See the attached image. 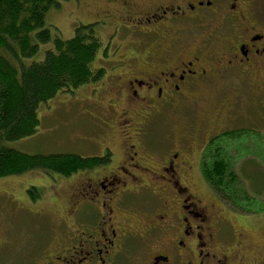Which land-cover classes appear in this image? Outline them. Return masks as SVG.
I'll return each mask as SVG.
<instances>
[{"label":"flooded vegetation","instance_id":"flooded-vegetation-1","mask_svg":"<svg viewBox=\"0 0 264 264\" xmlns=\"http://www.w3.org/2000/svg\"><path fill=\"white\" fill-rule=\"evenodd\" d=\"M100 20L114 28L105 57L119 30L132 45L90 83L109 108L94 164L62 176L64 212L44 235L23 230L25 188L0 191V264H264V212L233 210L208 180L222 153L238 175L264 157L262 110L244 112V94L264 97V0L126 1Z\"/></svg>","mask_w":264,"mask_h":264},{"label":"trees","instance_id":"trees-1","mask_svg":"<svg viewBox=\"0 0 264 264\" xmlns=\"http://www.w3.org/2000/svg\"><path fill=\"white\" fill-rule=\"evenodd\" d=\"M58 6V0H0V178L33 170L67 176L94 164V159L79 154H27L8 144L36 133L41 103L93 83L104 74V68L93 67L102 45L95 23L75 28L70 39L60 38L45 20L49 10ZM227 153L221 155L216 176L208 180L233 210L260 213L264 194L255 188L263 186L264 172H228ZM248 181L251 192L245 188Z\"/></svg>","mask_w":264,"mask_h":264},{"label":"rangeland","instance_id":"rangeland-1","mask_svg":"<svg viewBox=\"0 0 264 264\" xmlns=\"http://www.w3.org/2000/svg\"><path fill=\"white\" fill-rule=\"evenodd\" d=\"M126 1L134 3L135 6L146 7L149 6V3L153 0H58L59 6L49 10L45 20L52 33H56L60 38L62 37L64 39H70L76 31L75 28L82 25L94 24L99 21V23L94 24L93 28L97 30L100 40H102V45L95 56L93 67L104 68L105 72L111 65L114 67L121 66L119 63L114 64L109 56L113 57L115 51L116 57L113 58V60L125 61V57L128 55L127 49L131 47L132 44L131 41H128L129 39L122 36V30H119V32L114 35V38H111L114 40L112 44L113 47L110 46L108 50L113 52L112 55L110 54L108 56L107 54L105 57L101 50L105 49L108 41L107 38L110 33L114 31V28L108 21L100 19H102L106 11H114L115 8L120 6L121 2ZM102 81H105V79L103 78ZM98 84L100 85V83ZM92 88V84H87L79 89L59 93L52 97L47 103H41L38 108L40 125L36 133L30 137L9 142V147L27 154L68 152L88 157L92 156L94 152H98V145L94 142L93 131L95 134L100 131V128H97L96 125L104 119L102 116L105 115L106 112L109 113V108L105 103L103 106H100L102 104L100 102L96 107L92 101L87 99L89 98L88 95ZM247 95L248 94H244V103L246 104L244 112L247 113L249 121H253V117H255L254 109L258 108L262 110V122L264 123V97H261L262 103L258 105L257 101H250ZM257 100L259 101L260 98L258 97ZM113 106H116L114 111L118 112L120 110V103H114ZM260 129L264 131V126L260 127ZM257 143H255L257 149H259L261 145L264 148V143ZM255 144H253V140H250L249 145L251 150L255 148ZM251 156V163L248 160L247 164L248 167L252 168V171L248 172L247 175L254 173L255 168L256 170L264 172L262 158L259 159L256 155ZM30 187H33L34 190ZM23 188H25V195L28 199L26 212L29 216L22 217H26V219L30 221L28 222L29 228H23V230H28V233L32 232L35 237L36 235L40 236L46 234L44 229H46V231L48 229L53 231V228L56 227L57 224L55 221L56 218L63 215V207L65 204L64 196L67 194V191L71 189V181L69 179H63V177L57 173H44L39 170H33L18 177L0 178L1 192L12 193L13 191L21 197ZM245 188L251 192L253 187L250 186L248 181L245 184ZM255 189L262 190L264 194V184L263 186H257ZM38 209H46L49 211V215L54 216V219L51 217L50 224L42 221L46 217L38 214ZM261 212H264V209H262ZM262 215H264V213H262ZM254 219L258 221L261 218L258 217ZM18 227L21 226L19 225ZM21 229L15 228L13 231L16 233ZM257 233L258 230L248 232L250 239L256 245L260 244L258 241L259 234ZM134 247L138 249L140 244L136 242Z\"/></svg>","mask_w":264,"mask_h":264}]
</instances>
